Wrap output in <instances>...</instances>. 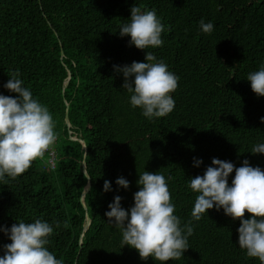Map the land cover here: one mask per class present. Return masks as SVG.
I'll return each instance as SVG.
<instances>
[{
    "label": "trees",
    "instance_id": "trees-1",
    "mask_svg": "<svg viewBox=\"0 0 264 264\" xmlns=\"http://www.w3.org/2000/svg\"><path fill=\"white\" fill-rule=\"evenodd\" d=\"M132 6L155 10L162 46L140 50L119 35ZM201 19L214 25L211 34ZM146 51L179 77L174 110L152 120L131 107L123 74L113 67L146 62ZM262 66L264 0H0V94L18 95L4 88L18 69L23 86L52 114L58 137L24 174L0 181V228L48 222L54 231L46 247L63 264H161L122 246V233L105 216L109 204L118 195L129 210L139 174L158 172L183 227L198 195L190 178L202 176L213 158L264 170V154L251 153L264 143V96L247 80ZM56 149L50 167L46 159ZM194 158L203 163L194 166ZM120 177L128 189L116 184ZM192 226L189 249L167 264H260L239 247L240 221L223 208L214 206ZM9 243L0 231V257Z\"/></svg>",
    "mask_w": 264,
    "mask_h": 264
},
{
    "label": "clouds",
    "instance_id": "clouds-1",
    "mask_svg": "<svg viewBox=\"0 0 264 264\" xmlns=\"http://www.w3.org/2000/svg\"><path fill=\"white\" fill-rule=\"evenodd\" d=\"M130 11V21L121 26L119 35L130 36V45L140 50L162 46L164 25L155 10L132 6ZM200 27L204 33L211 34L214 25L201 19ZM145 60L113 67L123 74L122 88L130 94L131 107L142 109V115L152 120L174 110L171 94L178 87L179 77L169 71L163 61H157L151 51H146ZM19 76L17 69L4 84L9 92L18 94L15 98L0 94V181L5 184L8 183L6 177L15 180L34 161L43 159L58 138L49 109L33 98ZM247 80L257 96H264V66L249 73ZM251 153L264 154V143L254 146ZM202 163L194 158V166ZM211 165L202 176L190 178L189 187L198 194L191 212L192 220L200 221L214 206L217 211L223 208L226 215L240 221L239 247L249 258H257L264 264V170L250 166L248 160L237 168L232 162L213 158ZM233 171L235 176L229 186ZM116 184L129 188V181L123 177L118 178ZM137 184L141 187L134 194V206L125 210L121 207L122 197L117 195L108 206L110 211L105 213L122 233V246L137 250L144 261L151 258L167 264L170 260L181 259L189 249L188 238L194 234L192 220L181 226V219L174 214L175 205L164 175L144 171L139 174ZM110 190V182L105 180L104 191ZM246 213L251 218H245ZM56 227H59L58 222ZM0 231L11 240L3 246L0 264H63L46 247L54 231L48 222L41 219L33 223L21 221L11 228H0Z\"/></svg>",
    "mask_w": 264,
    "mask_h": 264
},
{
    "label": "water",
    "instance_id": "water-1",
    "mask_svg": "<svg viewBox=\"0 0 264 264\" xmlns=\"http://www.w3.org/2000/svg\"><path fill=\"white\" fill-rule=\"evenodd\" d=\"M62 57H63V53L61 52L60 58L62 59ZM69 79H70V76L68 75V77H67V79H66V81L64 83V86L67 85ZM67 107H68V104H66V110H65V123H66L67 127L69 128L70 125H69V121H68ZM69 134H71V131L69 132ZM72 137L75 138V139L77 138L75 135H72ZM78 141L81 143L82 148L85 150V144L79 139H78ZM82 166H85L84 160L82 161ZM88 187H89V178H88L87 184L84 187V190L82 192V198L81 199H82V203L83 204H84V202H83L84 196H85V193H86V190L88 189ZM86 220H87L88 223H87V225H85L84 229L88 227L89 221H90L87 216H86Z\"/></svg>",
    "mask_w": 264,
    "mask_h": 264
},
{
    "label": "rangeland",
    "instance_id": "rangeland-1",
    "mask_svg": "<svg viewBox=\"0 0 264 264\" xmlns=\"http://www.w3.org/2000/svg\"><path fill=\"white\" fill-rule=\"evenodd\" d=\"M52 149H55V148H52ZM56 153V155H54V158H47L46 159V162L49 164V166L50 167H53L54 166V163H55V161H56V159H57V154H58V149H56V150H54V154ZM50 155H51V157H53V153L51 152L50 153ZM56 156V157H55ZM52 184L55 186V187H57L58 188V185L57 184H55V181H54V178H53V181H52Z\"/></svg>",
    "mask_w": 264,
    "mask_h": 264
}]
</instances>
